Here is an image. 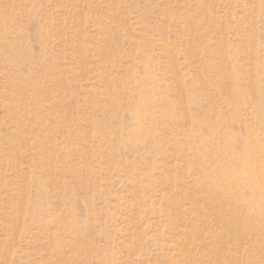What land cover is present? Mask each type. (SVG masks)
Returning a JSON list of instances; mask_svg holds the SVG:
<instances>
[{
  "label": "rangeland",
  "instance_id": "obj_1",
  "mask_svg": "<svg viewBox=\"0 0 264 264\" xmlns=\"http://www.w3.org/2000/svg\"><path fill=\"white\" fill-rule=\"evenodd\" d=\"M0 264H264V0H0Z\"/></svg>",
  "mask_w": 264,
  "mask_h": 264
}]
</instances>
